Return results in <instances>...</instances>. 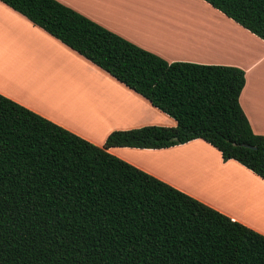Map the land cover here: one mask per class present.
<instances>
[{"label": "trees", "instance_id": "1", "mask_svg": "<svg viewBox=\"0 0 264 264\" xmlns=\"http://www.w3.org/2000/svg\"><path fill=\"white\" fill-rule=\"evenodd\" d=\"M264 41V0H202ZM176 122L99 147L0 94V264H264V236L110 154L200 139L264 180L244 71L168 63L57 0H0Z\"/></svg>", "mask_w": 264, "mask_h": 264}, {"label": "crops", "instance_id": "2", "mask_svg": "<svg viewBox=\"0 0 264 264\" xmlns=\"http://www.w3.org/2000/svg\"><path fill=\"white\" fill-rule=\"evenodd\" d=\"M57 1L168 63L243 70L239 103L253 133L264 136V41L221 12L202 0H196L201 6L186 0L188 5L173 7L163 0ZM191 17L198 19L196 26H186L184 19ZM189 29H196L194 39L181 36ZM0 94L99 147L113 131L176 126L2 2ZM108 152L264 236V180L233 160L224 162L203 140L159 150Z\"/></svg>", "mask_w": 264, "mask_h": 264}, {"label": "bare ground", "instance_id": "3", "mask_svg": "<svg viewBox=\"0 0 264 264\" xmlns=\"http://www.w3.org/2000/svg\"><path fill=\"white\" fill-rule=\"evenodd\" d=\"M184 20L186 21V26L189 25V26L192 27V26H196L198 19L191 17V18L184 19ZM168 28L173 29L172 27H168ZM192 30H193V32H191L190 29H189V31L188 30L187 31L183 30V32L181 33V36L185 37L187 40L188 39H194L193 35H196V29H192ZM178 37H179V35H178ZM182 37H180V38L185 40V38H182ZM189 43H187V44H189ZM27 86H28L27 88H29V85H27ZM30 88H32V87L30 86ZM41 99H44V100H42L43 102L45 101V99H48V102L50 100L48 97H46V96L43 97L42 95H41ZM46 102H47V100H46Z\"/></svg>", "mask_w": 264, "mask_h": 264}, {"label": "rangeland", "instance_id": "4", "mask_svg": "<svg viewBox=\"0 0 264 264\" xmlns=\"http://www.w3.org/2000/svg\"><path fill=\"white\" fill-rule=\"evenodd\" d=\"M163 2H165L170 7H173V5L176 6V5H181V4H185V5L189 4L186 0H163ZM195 5L201 6V4L196 0H195ZM153 15H155V14H153ZM42 100H44V99H42ZM46 100L48 102V99H45L44 103L46 102ZM162 127H169V126H162Z\"/></svg>", "mask_w": 264, "mask_h": 264}]
</instances>
